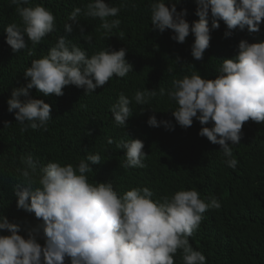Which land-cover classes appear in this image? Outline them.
<instances>
[{
    "label": "clouds",
    "instance_id": "clouds-1",
    "mask_svg": "<svg viewBox=\"0 0 264 264\" xmlns=\"http://www.w3.org/2000/svg\"><path fill=\"white\" fill-rule=\"evenodd\" d=\"M16 6L21 23L8 25L6 43L14 53L40 44L55 30L56 18L45 6L32 0H10ZM170 3V2H169ZM153 0L150 4L152 31L160 33L172 30V39L186 42L192 34L195 39L191 55L203 60L210 47L211 31L219 29L222 20L231 35L239 28L259 32L264 22V0H197L198 21L189 23L187 10L177 11L174 2ZM127 3L110 6L105 0H91L84 9L76 7L68 20L78 22L79 17H91L101 21L105 35L119 28L117 17ZM133 7L135 5H132ZM211 17V28L209 18ZM66 34H71V23L64 25ZM84 29L81 28L83 34ZM27 37V40H26ZM92 46V36H84ZM127 49H103L91 57L86 50L67 36H60L48 54L32 61L24 72L29 82L14 88L7 101L8 111L15 114L21 132L42 129L52 119L51 105L43 99H34L30 90L35 88L44 96L64 95L65 86L74 85L95 92L111 78L126 77L133 65L126 59ZM177 62L180 63L179 58ZM215 79L203 78L197 73L174 79L167 89L136 91L132 98L123 92L111 107L114 123L125 128L133 115L130 105H146L157 95L167 96L178 107L172 112L175 121L184 128L191 127L194 118L201 125L199 135L221 146L227 166L235 169L231 145L241 141L242 128L251 120L264 123V42L240 41L238 54L223 59ZM30 78V79H29ZM23 98V99H22ZM154 111V110H153ZM155 112V111H154ZM151 127L165 126L173 129L171 121H158L155 115L147 121ZM8 122H6V127ZM113 141L109 139L108 143ZM124 150L126 162L123 167L143 168L148 154L140 139L121 140L116 144ZM23 169H18L23 182L17 183L14 194L17 207L34 213L42 220L45 243L42 246L33 233L28 238L20 235V225L0 216V264H175L174 257L182 251L183 264H207L203 253L195 250L189 242L198 229L203 213L218 209L220 203L214 197L205 200L197 190H179L161 200H153L154 193L148 187H135L119 194L111 182H89L87 173L91 165L101 164L100 154H88L78 166L49 162L39 167L31 154L21 156ZM38 185V186H37Z\"/></svg>",
    "mask_w": 264,
    "mask_h": 264
},
{
    "label": "trees",
    "instance_id": "trees-1",
    "mask_svg": "<svg viewBox=\"0 0 264 264\" xmlns=\"http://www.w3.org/2000/svg\"><path fill=\"white\" fill-rule=\"evenodd\" d=\"M89 2L32 0V6L40 4L49 9L56 23L55 30L40 44L33 46L27 41L28 48L33 50L30 56L27 49L14 53L6 43L5 28L21 20L10 0H0V216L20 225L19 234L25 238L33 233L43 246L42 220L17 207L14 191L16 184L23 182L18 171L23 169L21 156L31 154L39 167L49 162L76 167L88 154H100L101 164L91 165L93 171L87 173L89 182H111L121 195L135 187H148L154 193L153 200L162 201L176 191L195 189L206 201L212 197L218 200L220 207L205 211L198 229L189 237L192 247L205 255L207 264H264V123L251 120L244 123L240 143L231 145L233 158L237 160L233 169L227 166L228 158L221 146L199 135L202 127L212 124L201 125L194 118L191 127H181L172 114L178 105L166 95H157L146 105L133 101L130 105L133 115L125 128L115 125L111 112L121 92L129 98L138 90L159 92L161 87L169 88L174 79L193 73L207 79L217 78L223 59L238 54L240 41L264 42V22L259 32L237 28L225 36L229 30L221 20L219 29L211 31L210 47L203 60H196L191 55L195 39L192 34L186 42L178 43L171 38L172 30L152 31L150 4L153 0H105L110 6L128 5L117 17L109 18L119 19L121 23L107 35L98 18L81 15L78 22L68 20L76 7L84 9ZM165 2H170L169 7L171 2L176 3L177 11L186 9L190 24L199 20L197 0ZM66 23L73 26L71 34L64 31ZM211 23L210 17V28ZM88 33L92 36V46L84 39ZM60 36H67L86 50L89 57L103 49L126 48V59L133 65V71L123 78L114 76L90 94L74 85L65 86L62 96H44L37 89H31V98L43 99L51 105L52 119L47 131L29 128L21 132L15 114L8 111L7 101L14 88L29 82L24 72L32 61L46 56ZM152 115L158 121H171L173 129L149 126L147 121ZM109 139L113 141L111 144ZM130 139L144 143L143 151L148 155L143 160V168L123 167L126 156L116 144ZM0 235L10 233L2 230ZM182 255L178 251L175 264H183Z\"/></svg>",
    "mask_w": 264,
    "mask_h": 264
}]
</instances>
